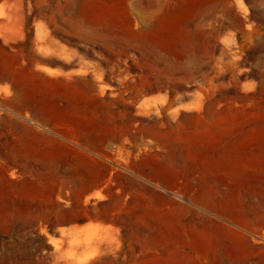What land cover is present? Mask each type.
<instances>
[{"label": "rangeland", "instance_id": "obj_1", "mask_svg": "<svg viewBox=\"0 0 264 264\" xmlns=\"http://www.w3.org/2000/svg\"><path fill=\"white\" fill-rule=\"evenodd\" d=\"M0 0V264H264V0Z\"/></svg>", "mask_w": 264, "mask_h": 264}, {"label": "crops", "instance_id": "obj_2", "mask_svg": "<svg viewBox=\"0 0 264 264\" xmlns=\"http://www.w3.org/2000/svg\"><path fill=\"white\" fill-rule=\"evenodd\" d=\"M225 183L238 186V189L235 190L236 200L232 202L231 199L219 197L217 199L218 203L215 206L217 208V215L229 223L237 224L242 229H249L248 225L255 222L257 217L261 218L264 223V214L260 216L254 215L248 211V206L245 202L248 194L246 186L247 188L251 186V177L243 176L234 180L228 179Z\"/></svg>", "mask_w": 264, "mask_h": 264}, {"label": "bare ground", "instance_id": "obj_3", "mask_svg": "<svg viewBox=\"0 0 264 264\" xmlns=\"http://www.w3.org/2000/svg\"><path fill=\"white\" fill-rule=\"evenodd\" d=\"M231 1L232 0H217V1H214V2H211V3H205L204 5H203V9L205 8V7H208V6H213V7H220V6H225V7H227V8H229L230 7V5H231Z\"/></svg>", "mask_w": 264, "mask_h": 264}]
</instances>
